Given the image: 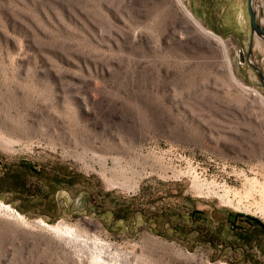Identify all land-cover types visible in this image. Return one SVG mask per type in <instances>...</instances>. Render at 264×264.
Masks as SVG:
<instances>
[{
  "label": "rangeland",
  "instance_id": "374dc122",
  "mask_svg": "<svg viewBox=\"0 0 264 264\" xmlns=\"http://www.w3.org/2000/svg\"><path fill=\"white\" fill-rule=\"evenodd\" d=\"M249 34L246 0H0V264H88L94 247L264 264V218L207 192L264 181Z\"/></svg>",
  "mask_w": 264,
  "mask_h": 264
},
{
  "label": "bare ground",
  "instance_id": "6f19581e",
  "mask_svg": "<svg viewBox=\"0 0 264 264\" xmlns=\"http://www.w3.org/2000/svg\"><path fill=\"white\" fill-rule=\"evenodd\" d=\"M193 185L195 188H201L203 184L199 181H194ZM220 190L221 194L214 192V185L207 187V192L217 196L222 204L233 207L237 210H253L255 213L264 218V181H259L255 177L251 179L244 178L242 182V190H233L223 186L220 187ZM0 209L7 211L10 208L8 205L0 202ZM12 216L17 218V220L19 219L20 221H23V218L18 213L12 214ZM41 223L43 226H47L44 225L43 222ZM51 229L59 236V238L61 237L67 239L69 242L77 244L74 237L75 235L72 234V230L69 227L57 224L56 226L51 227ZM121 259L110 256L103 249L98 247L88 250V264H126L123 263Z\"/></svg>",
  "mask_w": 264,
  "mask_h": 264
},
{
  "label": "water",
  "instance_id": "95a60500",
  "mask_svg": "<svg viewBox=\"0 0 264 264\" xmlns=\"http://www.w3.org/2000/svg\"><path fill=\"white\" fill-rule=\"evenodd\" d=\"M246 11L248 15L250 34H249L248 54L246 55L245 59L247 63L256 71L261 82H263V76L261 74V71L248 61V56L251 51V43L253 36L256 35L258 38H261L264 41V28L261 26V24L257 22V13L254 8V0H246Z\"/></svg>",
  "mask_w": 264,
  "mask_h": 264
}]
</instances>
